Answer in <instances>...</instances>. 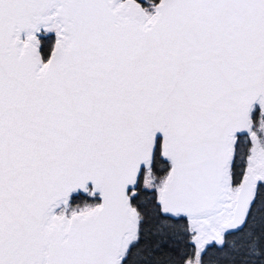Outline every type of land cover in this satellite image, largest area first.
<instances>
[{"label": "snow or ice", "instance_id": "6c2138e0", "mask_svg": "<svg viewBox=\"0 0 264 264\" xmlns=\"http://www.w3.org/2000/svg\"><path fill=\"white\" fill-rule=\"evenodd\" d=\"M0 264H264V0H0Z\"/></svg>", "mask_w": 264, "mask_h": 264}]
</instances>
